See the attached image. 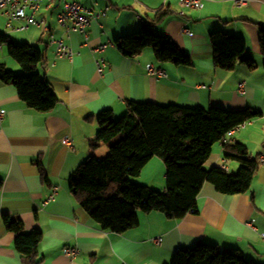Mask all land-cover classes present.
Here are the masks:
<instances>
[{
    "label": "crops",
    "instance_id": "crops-1",
    "mask_svg": "<svg viewBox=\"0 0 264 264\" xmlns=\"http://www.w3.org/2000/svg\"><path fill=\"white\" fill-rule=\"evenodd\" d=\"M247 1L248 6L238 7L229 0H204V8L196 11L184 8L180 0H83L86 7L97 2V12L108 10L89 27L88 44L79 33L66 41L75 52L73 60H56L54 48L47 44L46 29L56 38L63 37L56 9L48 2L41 4L36 17L43 25L32 26L36 30L21 41L13 34L25 33L31 27L8 34L19 45L47 48L46 64L37 72L50 83L58 103L48 113L29 109L16 87L0 79V106L6 112L0 125V264H23L4 215L21 220L27 232L42 231L41 264H172L180 248L200 241L221 251L238 249L248 260L264 264V240L260 236L264 233V164L258 166L251 194L224 195L205 183L197 198L196 213L181 220L160 212L139 213V225L121 235L101 230L70 192L72 174L93 154L90 142L99 130L98 115L111 109L116 118L122 117L129 102L235 112L255 109L262 117L240 129L233 143L245 145L249 156L258 161L264 153V56L260 48L264 0ZM160 10L168 15L155 31L174 41L190 57L191 65L158 62L152 48L127 58L114 45L102 54L107 68L103 75L98 74L94 63L98 54L92 49L139 32ZM179 11L184 15L177 16ZM0 19L5 28V18ZM214 32L243 38L256 69L249 70L243 64L232 71L217 67L209 41ZM0 64L16 75L24 74L10 57L7 45L0 50ZM149 65L165 71L167 78L149 75ZM241 84L245 86L242 94ZM66 139L71 146L64 143ZM101 149L94 153L96 157ZM223 165L229 173L240 168L237 161L225 158L220 142L214 145L205 168ZM131 181L166 191L164 161L152 159ZM56 186L58 193L47 202ZM155 238H161V244L153 243ZM69 247L79 249L75 259L64 255Z\"/></svg>",
    "mask_w": 264,
    "mask_h": 264
},
{
    "label": "trees",
    "instance_id": "trees-1",
    "mask_svg": "<svg viewBox=\"0 0 264 264\" xmlns=\"http://www.w3.org/2000/svg\"><path fill=\"white\" fill-rule=\"evenodd\" d=\"M168 14L160 10L156 17L137 33L120 37L115 46L127 58H136L152 48L161 63L190 66V57L170 38L159 34L155 27ZM209 41L214 49V63L220 69L232 71L243 64L256 69L247 54L246 41L238 36L214 32ZM8 46L10 57L24 74L16 75L0 64V79L16 87L20 99L29 109L51 112L58 103L50 83L37 72L47 61V48L19 45L0 30V44ZM260 48L264 56V27L260 31ZM262 117L248 108L228 111L222 108H187L179 105L129 102L127 113L116 119L109 109L97 117L99 130L90 142L93 152L74 171L70 192L76 203L103 231L125 234L139 225V213L160 212L175 220L197 212V198L205 183L215 186L224 195L251 194V186L259 162L249 156L245 145H223L226 159L237 161V173L221 167L206 169L214 145L222 142L232 129ZM104 145L109 154L103 160L94 155ZM154 158L164 161L166 191L133 183ZM3 181L0 179V189ZM6 229L14 235V248L23 264H41L39 245L43 238L40 229L25 230L19 219L3 216ZM172 264H257L238 249L221 251L217 246L197 242L180 248Z\"/></svg>",
    "mask_w": 264,
    "mask_h": 264
},
{
    "label": "built area",
    "instance_id": "built-area-1",
    "mask_svg": "<svg viewBox=\"0 0 264 264\" xmlns=\"http://www.w3.org/2000/svg\"><path fill=\"white\" fill-rule=\"evenodd\" d=\"M47 1L51 6L55 7L57 13V19L60 27L63 29V37L56 38L55 35L46 29L47 44L54 48V55L56 60H73L75 52L73 48L66 43L70 41L74 33H79L83 35L85 43L89 42L88 29L100 16L105 15L108 8L105 10L96 11L97 2H93L92 7H86L82 4L83 0H0V16L5 18V30L6 35L10 33H22L27 31L32 26H41L43 22L37 20V15L39 13L41 4ZM234 6L242 7L248 6L249 2L247 0H229ZM181 5L184 8L190 10H202L204 8V0H180ZM155 11L154 13H158ZM177 16H183L184 12L179 11L176 13ZM184 33H190L188 30L184 29ZM6 43L0 44V50L5 46ZM115 43L112 41L105 45H99L92 49L93 54H98L95 58V66L98 74L103 75L107 63L102 57V54L108 48V46H114ZM147 72L149 75L156 78H167V73L161 69H156L154 65L147 66ZM244 84H241L239 91L242 94L244 92ZM6 117V112L0 106V125ZM248 123L242 124L231 131H229L222 140L223 145H228L233 143L234 135L240 130L246 127ZM64 143L71 146L70 140L66 139ZM226 162V161H225ZM259 164H264V153L260 155L258 159ZM222 169L227 171L225 165ZM59 191V187L53 188L52 194L47 202L54 200L56 194ZM261 238L264 240V233H262ZM155 244H161V238H155L152 240ZM80 254L77 248H66L64 250V255L70 259H75ZM126 264V263H123Z\"/></svg>",
    "mask_w": 264,
    "mask_h": 264
},
{
    "label": "rangeland",
    "instance_id": "rangeland-1",
    "mask_svg": "<svg viewBox=\"0 0 264 264\" xmlns=\"http://www.w3.org/2000/svg\"><path fill=\"white\" fill-rule=\"evenodd\" d=\"M47 1L43 2L44 4L46 3ZM44 4H43V7H44ZM42 7V8H43ZM0 29L1 31H5V28H4V24H3V20L0 19ZM35 27H31L30 30H28L27 32L25 33H22V34H13L12 37H14V39L16 38L18 41H21L22 38H24L28 33H31L33 31H35ZM23 45V43L21 44ZM121 117H117L116 119H120ZM109 154V146L107 145H104L101 149L100 152L97 153V158L98 160H103L105 159Z\"/></svg>",
    "mask_w": 264,
    "mask_h": 264
}]
</instances>
